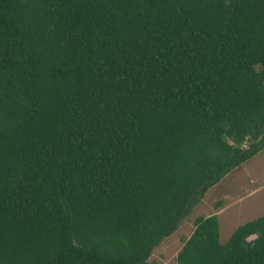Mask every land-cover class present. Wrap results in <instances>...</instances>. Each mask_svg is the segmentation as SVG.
<instances>
[{"label":"trees","instance_id":"1","mask_svg":"<svg viewBox=\"0 0 264 264\" xmlns=\"http://www.w3.org/2000/svg\"><path fill=\"white\" fill-rule=\"evenodd\" d=\"M263 149L264 0H0V264H149ZM177 261L264 264V215Z\"/></svg>","mask_w":264,"mask_h":264},{"label":"rangeland","instance_id":"2","mask_svg":"<svg viewBox=\"0 0 264 264\" xmlns=\"http://www.w3.org/2000/svg\"><path fill=\"white\" fill-rule=\"evenodd\" d=\"M211 214L219 217L223 243L237 226L264 215V149L211 186L179 228L154 249L149 264H178V253L193 233L196 218Z\"/></svg>","mask_w":264,"mask_h":264}]
</instances>
